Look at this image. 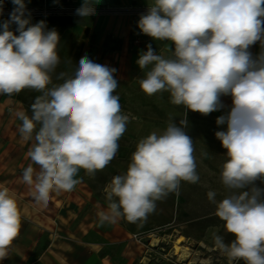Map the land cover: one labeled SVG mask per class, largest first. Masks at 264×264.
I'll list each match as a JSON object with an SVG mask.
<instances>
[{"label": "clouds", "instance_id": "clouds-1", "mask_svg": "<svg viewBox=\"0 0 264 264\" xmlns=\"http://www.w3.org/2000/svg\"><path fill=\"white\" fill-rule=\"evenodd\" d=\"M100 0H83L75 15L95 14ZM9 18L0 22V95L24 89L41 93L31 105V116L17 113L20 139L30 143L29 161L21 181L40 206L52 192L71 191L80 169L89 176L103 170L114 158L129 117L121 113L115 95L117 69L87 55L74 64L70 76L51 88L52 73L60 62L59 34L45 21L30 23L25 0H12ZM2 11V4H0ZM264 0H152L137 26L141 33L167 45L169 55L157 54L151 44L136 60L146 70L139 80L148 96L170 94V103L184 106L179 122H170L162 133L139 140L124 174L115 175L105 187L106 208L101 224L123 218L129 223L145 219L156 201L176 192L181 181L198 183L193 139L186 133L187 111L208 115L232 104L216 118L215 137L226 149L220 181L228 191L216 200L214 214L224 221L234 239L225 243L214 235L217 249L231 261L264 264ZM15 24L13 31L11 25ZM18 33V34H15ZM257 42L261 52L249 51ZM62 76L64 74H61ZM20 227L16 200L0 190V260Z\"/></svg>", "mask_w": 264, "mask_h": 264}, {"label": "crops", "instance_id": "crops-1", "mask_svg": "<svg viewBox=\"0 0 264 264\" xmlns=\"http://www.w3.org/2000/svg\"><path fill=\"white\" fill-rule=\"evenodd\" d=\"M83 0H76L72 5L79 8ZM152 0H100L94 4L95 8L143 5L149 6ZM27 8L42 6L53 7L55 0H25ZM2 8H12V0H0ZM264 19V18H262ZM6 19H0V22ZM41 20L36 19L30 23L35 24ZM47 29H55L59 34L57 51L60 56H69L70 70L73 69L79 59L87 55L98 63L117 69L114 77L118 81V95L125 94L131 97L132 88L140 87L139 80L144 77L146 70H141L136 63L138 55L147 50L151 44L157 54L169 55L166 46L174 47L171 41L154 40L145 35L143 40L136 43V24L108 14L95 13L87 18L77 15L68 18L51 17L46 21ZM15 25V24H13ZM18 34V33H15ZM259 42L250 46L249 51L256 56L261 52ZM122 88V90H119ZM132 99V98H131ZM224 107L213 111L208 115H202L192 110L187 111L188 126L186 133L193 139L196 158V171L199 175L198 183L181 181L176 192L169 193L165 198L156 201L155 210L145 219L136 223H129L120 218L114 222H107L108 228L101 232L100 239L95 233L84 231L77 234L75 231L79 225H74L67 235L69 238L59 237L56 243L48 248L38 250L36 259H32L25 246L18 247V251L11 254L10 264H126V257H141L147 260V264H168V257L173 252L174 242H165L169 234L176 232L178 237H183L181 249L196 243L201 247V255L186 260L182 264H230L227 257L222 254L214 243V235L223 237L227 244L235 237L227 233L224 221L218 218L215 212V204L207 199L208 191L217 193L216 200H221L228 191L220 181L222 163L227 159L226 149L215 137L216 131L226 129V125H217L216 118L225 115L232 104L230 95L221 96ZM133 100V99H132ZM127 103H132L126 101ZM149 109L138 111L127 110L129 121L126 131L118 141L117 157L118 171L123 174L131 162V154L135 151L140 139L152 132L162 133L170 122V117L178 123L183 116L184 106L170 103V94L160 92L148 96ZM122 144V147H120ZM257 187L264 188V183L257 180ZM106 202V207H107ZM26 206V205H25ZM30 211L27 212V214ZM196 215L193 219L177 220V216ZM26 215L20 214V225ZM72 219L63 229L70 228ZM171 232V233H169ZM169 233V234H168ZM50 235V234H49ZM162 240L160 245H168V251L159 245L153 244L151 239ZM67 240V243L63 241ZM176 240V239H175ZM58 249L60 251L58 252ZM213 253H219L220 258L214 260ZM174 257V252L172 254ZM142 262V261H141ZM139 262V264H141ZM231 264H245L243 260L231 261Z\"/></svg>", "mask_w": 264, "mask_h": 264}, {"label": "rangeland", "instance_id": "rangeland-1", "mask_svg": "<svg viewBox=\"0 0 264 264\" xmlns=\"http://www.w3.org/2000/svg\"><path fill=\"white\" fill-rule=\"evenodd\" d=\"M15 28L16 25H11L13 31ZM59 57V64L50 73L51 83L47 86L48 88L62 83L65 76H70L73 70H70L72 66L70 67L68 55L64 57L59 55ZM117 91L118 88L115 90V95H118ZM128 91H133L130 98L125 96L127 91L125 94L118 95L122 114L129 117L126 113L129 107L130 110L138 111L149 109L148 95L140 87ZM39 95H41L40 92L32 89H24L11 96L0 95V190L7 189L17 202L19 214L27 216L7 249L8 256L0 260V264H10L7 262L10 260L11 254L18 251V247L22 245L30 249L29 253H32L30 257L36 259L38 250L48 248L53 244L55 238L54 243L59 237L69 238L67 235L78 223L75 231L77 234L93 231L100 239L101 232L108 228V223L101 224L97 216L98 211L101 208H106V202H108L105 198V187L113 176L123 174L118 171L117 161L121 158L117 157L116 153L109 164L103 170L97 171L94 176H89L85 170L80 169L75 177L78 183L71 191L52 192L46 206L36 204L29 195L28 186L21 181L22 171L29 163L24 156L30 143H24L19 137L17 127L22 122L18 119L17 113L24 111L31 116V105ZM130 100L133 102H126H130ZM28 211L30 213L27 214ZM195 217L196 215L177 216V220L179 218L180 221H184ZM70 219L73 220L70 228L63 229L62 226L68 224ZM169 235L165 242L169 244L175 242L178 234L173 232ZM151 241L168 251V245H160L162 240H156V242L155 238H152ZM63 242L67 243L68 241L64 240ZM182 250L187 259H191L192 256H200L202 253L201 247L196 243H190ZM59 251L60 249H58ZM170 254L168 264H182L179 257L172 255L173 252ZM213 255L214 260L220 258L219 253H213ZM126 259L128 260L126 264H139L141 261V264H147V260L141 259V257H126Z\"/></svg>", "mask_w": 264, "mask_h": 264}, {"label": "built area", "instance_id": "built-area-1", "mask_svg": "<svg viewBox=\"0 0 264 264\" xmlns=\"http://www.w3.org/2000/svg\"><path fill=\"white\" fill-rule=\"evenodd\" d=\"M56 5L53 7H37V8H27L30 13V22L36 19L46 21L48 18H68L75 16V10L72 5L76 0H55ZM148 6L143 5H131V6H117V7H101L95 8V13L108 14L110 16L123 18L126 20L134 21L136 24L137 34L136 43H139L145 37V34L141 33L137 21L141 14L146 13ZM12 8H2L0 11V19H8L9 14L12 12Z\"/></svg>", "mask_w": 264, "mask_h": 264}, {"label": "bare ground", "instance_id": "bare-ground-1", "mask_svg": "<svg viewBox=\"0 0 264 264\" xmlns=\"http://www.w3.org/2000/svg\"><path fill=\"white\" fill-rule=\"evenodd\" d=\"M157 242V241H156ZM184 242L183 237H179L175 240L174 245H173V252L174 255L179 257V260H185L187 256H185L184 251L181 249V244Z\"/></svg>", "mask_w": 264, "mask_h": 264}]
</instances>
